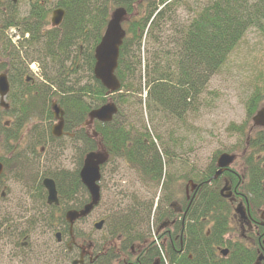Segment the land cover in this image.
<instances>
[{
	"label": "trees",
	"instance_id": "obj_1",
	"mask_svg": "<svg viewBox=\"0 0 264 264\" xmlns=\"http://www.w3.org/2000/svg\"><path fill=\"white\" fill-rule=\"evenodd\" d=\"M48 4L49 0H35L30 14L22 20L16 14L0 13V54L8 59L2 66L15 89L8 99L10 113L18 115L16 130L33 118L45 117L47 122H53L51 104L56 102L64 112L65 129L74 132V142L82 149L83 157L98 150L99 140L109 155V162L119 158L140 174L151 177L161 187L165 200L171 201L179 191L172 174L165 172L170 166L168 160L164 162L168 152L162 153L157 148L159 135L157 139L152 138L147 126L137 122L141 115L138 109L144 105L151 120L167 113L181 118L198 101L209 80L219 72L246 32L255 28L264 34V0H206L203 6H193L196 15L183 26H179L177 9L182 4L189 8L187 0H159L146 5L123 0H57L56 8L66 12L59 28L50 25L52 10ZM117 7L137 15L123 25L126 36L115 73L121 89L111 94L94 77V55ZM12 26H22L30 34L26 41L29 46H43L23 50L25 56L31 49L41 56L31 61L41 62L43 82L25 81L28 64L21 57L25 46L18 50L5 36V31ZM142 51L147 55L145 64ZM81 71L87 73L86 83L79 76ZM70 75L75 80L67 83ZM263 100L261 92L248 100L249 120L263 107ZM108 102L118 108L114 121L96 122L88 129L85 123L89 113ZM245 127L237 130L243 137L245 172L239 174L233 169L227 176L241 194L240 198L254 211H264V128L253 127L257 129L247 131ZM0 130L5 132L7 128L0 126ZM17 133L8 140H18ZM151 156L149 161L147 158ZM55 173L49 177L56 182L61 202H76L80 197L88 201V192L80 182L78 171ZM215 173L213 167L203 175L188 177L197 184V191L186 222L178 230L185 256L176 258L177 250L170 247L171 264H254V252L239 242L227 240L234 214L232 204L220 195L221 182L208 184ZM135 205L131 209L137 210L120 212L112 228L115 238L134 242V238L142 241L151 235L149 218L154 203L148 207L147 203ZM175 244L178 246L179 241ZM224 247L229 250L226 258L218 253Z\"/></svg>",
	"mask_w": 264,
	"mask_h": 264
},
{
	"label": "rangeland",
	"instance_id": "obj_2",
	"mask_svg": "<svg viewBox=\"0 0 264 264\" xmlns=\"http://www.w3.org/2000/svg\"><path fill=\"white\" fill-rule=\"evenodd\" d=\"M140 1L137 2L140 3ZM187 1L189 2V8L182 4L177 9L179 26L185 25L188 20L195 17L196 13L192 10L193 6L198 7L201 4L203 6L206 3V0ZM56 3L57 0H49L48 8L50 7L52 11L55 10ZM33 4H35V0H18L15 5L10 0H0V13L5 14V16H15L16 14L17 18L22 20V18H26L30 14ZM135 15L137 14L127 16L126 19H130ZM50 18L51 15L49 22ZM29 47L41 48L43 46L32 47L28 44L25 45L21 53L24 61L37 57L41 58L34 49L28 51L29 54L25 56L23 50ZM146 58V53L142 51L143 64L146 63ZM3 63H8V59L0 54V75L5 72L2 66ZM142 74L144 75V70ZM79 76L83 83H86L87 73L81 71ZM74 80L75 76L70 75L67 78V83ZM143 90L142 99L146 97L145 88ZM11 92L15 93V89H12V86ZM257 92L264 93V34L255 28H250L227 57L219 72L209 80L198 101L181 118L167 113L154 116L151 120L144 105L141 109H138L141 115L137 117V122L139 124L144 123L147 126L152 138H156L159 135L160 139L156 138L157 148L162 153L164 150L168 152L164 162L169 161L170 166L166 167V171L171 173L176 180L175 186L180 193L177 203L181 204L180 201L184 200L186 189L192 190L190 186L192 179L188 178L189 175L207 173L213 168V163L222 154L234 156L235 160L231 168L235 169L239 174L245 172L246 168L241 151L243 148V137L238 132V128L246 125L247 131L257 129H253V122L248 119L246 110L248 100ZM134 101H137V99ZM5 102L11 106L9 99H5ZM29 121L28 125L26 124L27 126L21 131L24 134L22 142L17 144L18 140L9 141L8 138L12 129H14L13 122H15V117L13 114L7 115L3 112L0 100V126L7 128L5 132L2 131L0 133V157L10 160L12 155L10 152H14L13 148L15 145L19 146L18 151L21 154L27 153L31 146L30 140L32 138L30 136L32 135L35 138L34 151H37V154L32 156L31 153H28L31 158L27 162L28 164L31 163L30 166H33L34 170H38L39 173L36 179H39L43 173L41 170L44 168L43 162H47V173H52L57 168L74 171L77 168L79 155L82 153V149L77 148L76 142H74L75 135L71 138L68 136V134H74V132H67L64 129L65 136L63 134L64 137L53 145L51 143L47 144V152L44 154L41 149L45 146L43 144L45 134L47 132L48 136L49 131L57 126L58 122L55 121L51 125L52 129H49L50 126L43 117L38 120L33 118ZM47 141L49 140L47 139ZM97 142L100 144H98L100 151H103L100 141L98 140ZM41 154L43 155L41 156ZM147 159L152 161V156ZM26 166L23 168L19 167L18 171H15L16 168L11 166L5 172V182L10 192H7L8 201H6L0 211V223L2 220H6L7 217H13L17 220L18 215H21V212L17 210L19 203L16 202V195L19 198V194L22 193L20 192L22 183L15 180L10 174L18 173V178H22L23 173H28L27 171L25 172ZM48 169H52V171ZM100 185L102 189L100 206L78 228L80 231L84 230L92 238H103V236L107 235L108 229L111 230L113 228L114 222L120 216V212L137 210V208L131 209V207L136 206L135 203H147V207L153 203L156 204L162 196L161 187L151 177L149 179L146 174H142V172L140 174L133 166L126 164L119 158H115L104 166ZM238 199L241 198L238 197ZM231 204L233 205L232 209L238 206L237 201L235 203L233 201ZM19 207L23 209L22 206ZM153 212L149 221L153 218ZM256 216H263L264 221V211L258 212ZM97 220L106 221V229L104 231L96 232L94 230V221L97 222ZM232 229L227 238H240V230L236 225H232ZM31 232H34V230ZM8 235H10L9 229L6 230V233L4 231L3 235L0 234V236L4 237H8ZM48 264H52V262L50 261Z\"/></svg>",
	"mask_w": 264,
	"mask_h": 264
},
{
	"label": "flooded vegetation",
	"instance_id": "obj_3",
	"mask_svg": "<svg viewBox=\"0 0 264 264\" xmlns=\"http://www.w3.org/2000/svg\"><path fill=\"white\" fill-rule=\"evenodd\" d=\"M123 1H132L137 3V5H146L148 2L159 0ZM137 1H140V3ZM57 9L58 8L55 10ZM131 15L132 14H126L123 19L122 26L124 23L130 20L126 19V17ZM18 28L20 33L23 35L25 33L24 28L22 26H18ZM23 45H25V42H21L18 46L19 48L17 49L21 50L20 47ZM21 57L24 59L23 56ZM25 63L28 64V73L25 76V81L27 83L31 82L33 84L36 82H43V69L41 62L28 60L25 61ZM3 73L7 74V72ZM8 97L9 95L6 99H8ZM0 100L3 112L7 115L11 114L10 105L8 104L9 107L5 108L3 106L1 96ZM51 112L53 114L54 121L48 122L50 126L49 129H52L51 125L55 122L54 113L53 111ZM13 116L15 117V122H13V127L15 130L12 129L11 136H14L20 130L19 133H17V144H20L24 136L21 131L28 124L23 125L18 130H16L15 125H18V115L14 113ZM53 129L49 131L48 136L47 132L45 134V141L43 143L45 146L41 149V152H44V154L47 152V144L51 143V145H53L55 142L60 141L61 138L65 136V131H63L64 136L62 135L60 138L53 136ZM64 129L65 126L63 130ZM0 133H2V130H0ZM73 135L74 134H68L70 138ZM30 138H32V140H30L31 146L29 147L27 153L21 154L20 151H18L19 146L15 145L13 148L14 152H10L12 154L10 160L5 157H0V164L3 167L2 174L0 176V211L2 210V206L6 203V201H8L7 192L9 191V187L5 182V172L7 169L13 166L16 168L15 171H18L19 167L23 168L27 165L25 172H28L23 173L22 178H18V173L10 174L15 180L22 183L20 186V192L22 193L19 194V198L18 195H16V202L19 203L18 205L22 206L23 209H21L19 206L17 207V210L21 212V215H18L17 220H15L13 217H7L6 220H2L0 223V234L3 235L4 231L6 233V230H10V235H8V237L0 236L1 264H48L50 261L52 264H171V256L168 254V249L170 247H174L175 251L177 250L176 258L179 256H185L184 244L181 239H178V230L181 224L184 226L189 207L193 204V198L195 197L197 191L196 183L190 181L192 190L190 191L186 189L184 200L180 201L181 204L177 203L179 201L178 196L180 193L175 195V198H172L171 201L167 202L162 192V196L159 198L158 202L156 204L154 203V214L150 224V227H152L150 230L151 235L146 239L141 241L140 239L134 238V242H130L127 238H115L113 229H108L107 235L103 236V238H92L89 234L85 233L84 230L80 231L78 228L82 226L81 224H84L85 220L91 216L101 204L102 189L100 183L102 180V171L108 162L100 166L101 179L98 182L100 187V201L98 205L93 207V209L87 215L82 216L79 214H81V212H83L91 203L90 194L80 179V172L84 166V161L88 154L85 157L82 156V153L79 155L77 168L74 170L78 171L80 182L88 192V201L86 202V199H82V197H80L76 202L63 203L61 202L56 185L59 204L49 205L47 188L44 186V181L47 179H52L49 177V174L51 173H47V162H43L44 168L41 169L43 173L40 175L39 179H36L37 174L39 173L38 170H34L32 168L33 166H30L31 163L28 164L27 162L29 158H31L28 156V153H31L32 156L37 154V151H34L35 138L32 135ZM47 139L49 141H47ZM75 144L77 148H80L77 143ZM91 153H98V150ZM42 155L43 154H41V156ZM213 167L216 168V172L219 170L217 162L214 163ZM57 169L53 171L56 172L55 174H60L62 172L73 173V171ZM48 170L52 171V169ZM165 172L166 174L168 173L167 171ZM229 172H233V169L229 168L220 177H218V179H214V176L216 175L215 173L213 178L208 181V184L210 185L212 181L219 180L221 182L219 191L220 195L224 199L229 200L231 203L233 201L234 203L236 201L238 202V206L232 209L234 216L231 221V231L233 230L232 225H236V227L240 230V238L228 237L227 240L233 243L239 242L240 244H243L246 249L254 252L256 254L254 264H264L263 216L257 217L256 214L260 211H254L253 207L243 198H241L242 200L238 199L241 194L236 191V187L234 188V185L231 183V181H229L227 176ZM192 182L193 184H191ZM223 184L224 187L222 188ZM240 205H244L245 207L244 218L236 213V209ZM158 208L160 210L157 212ZM168 210L171 211L168 214L169 216H164ZM71 212L74 215H71L72 221H69L68 213ZM94 222L95 223L93 227L96 232H101L106 229V221L97 220V222ZM101 223L102 226L100 229H98L97 225ZM33 230L34 232H31ZM178 241L179 245L177 246L175 242ZM121 249L124 250V252H121ZM158 250L160 253H158ZM221 251H227L228 254L224 256ZM218 253L222 258H226L229 255V250L227 247L220 248Z\"/></svg>",
	"mask_w": 264,
	"mask_h": 264
},
{
	"label": "water",
	"instance_id": "obj_4",
	"mask_svg": "<svg viewBox=\"0 0 264 264\" xmlns=\"http://www.w3.org/2000/svg\"><path fill=\"white\" fill-rule=\"evenodd\" d=\"M13 3H17L18 0H11ZM127 12L123 8L115 10L112 14L111 20L109 21L104 35L95 49V65H94V77L99 81L102 86L108 90L111 94L117 93L121 89V83L117 79L115 73L118 68V61L120 57V49L123 45L125 39V31L122 28V22ZM65 17V11L58 9L53 12L51 24L53 27H59ZM10 91V85L6 74L0 75V96L2 102ZM4 106V104H3ZM7 108V106H5ZM53 111L56 120H58V125L53 129V136L60 138L63 135L64 127V112L57 106L53 104ZM118 113V108L114 103H108L105 106L93 110L89 113L88 120L85 126L91 129L94 122L100 123H110L113 121L114 116ZM255 127L264 128V107H262L252 119ZM94 136H96L94 134ZM109 159L108 154L105 151H99L98 153L88 154L84 161V166L80 172V179L82 184L88 190L91 203L89 206L81 212L82 216L87 215L93 207L98 205L100 201V187L98 182L101 179L100 166L105 164ZM235 157L230 154H223L217 160V166L219 170L217 171L214 179H218L225 171H227L233 164ZM2 165L0 164V176L2 174ZM44 186L47 188L48 193V204L58 205V192L56 189V184L52 179H47L44 181ZM227 197V196H226ZM228 198V197H227ZM236 213L242 218L245 217V209L240 205L236 209ZM71 213H68V219L71 220ZM101 224L97 225L100 229ZM224 256L228 254L227 251L222 252Z\"/></svg>",
	"mask_w": 264,
	"mask_h": 264
},
{
	"label": "built area",
	"instance_id": "obj_5",
	"mask_svg": "<svg viewBox=\"0 0 264 264\" xmlns=\"http://www.w3.org/2000/svg\"><path fill=\"white\" fill-rule=\"evenodd\" d=\"M18 38L15 36V38H13L14 41H16Z\"/></svg>",
	"mask_w": 264,
	"mask_h": 264
}]
</instances>
